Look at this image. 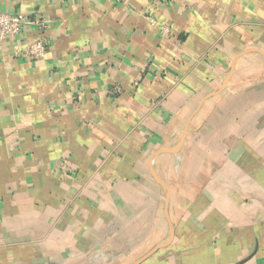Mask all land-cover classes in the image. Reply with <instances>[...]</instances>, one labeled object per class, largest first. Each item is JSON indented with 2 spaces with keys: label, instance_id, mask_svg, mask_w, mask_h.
Instances as JSON below:
<instances>
[{
  "label": "crops",
  "instance_id": "crops-1",
  "mask_svg": "<svg viewBox=\"0 0 264 264\" xmlns=\"http://www.w3.org/2000/svg\"><path fill=\"white\" fill-rule=\"evenodd\" d=\"M0 12V264H264V0Z\"/></svg>",
  "mask_w": 264,
  "mask_h": 264
},
{
  "label": "built area",
  "instance_id": "built-area-1",
  "mask_svg": "<svg viewBox=\"0 0 264 264\" xmlns=\"http://www.w3.org/2000/svg\"><path fill=\"white\" fill-rule=\"evenodd\" d=\"M46 23L47 19L38 16L30 18L23 14L14 15L7 12H0V44H2L7 37L19 34L25 26L34 25L38 29H44ZM46 54L47 46L42 39L27 43L19 52V55L26 56L30 59H43Z\"/></svg>",
  "mask_w": 264,
  "mask_h": 264
},
{
  "label": "water",
  "instance_id": "water-1",
  "mask_svg": "<svg viewBox=\"0 0 264 264\" xmlns=\"http://www.w3.org/2000/svg\"><path fill=\"white\" fill-rule=\"evenodd\" d=\"M259 52L263 53L264 54V51L263 50H260V49H257ZM226 84L223 83L222 86L220 88H222L224 85ZM217 92V91H216ZM216 92H213L211 93L210 95H213L215 94ZM209 95V96H210ZM203 103V101H202ZM201 103V104H202ZM198 108L194 111V113L188 118L186 124H185V127H184V130H183V133H182V136H181V139L178 143V145L176 147H172V148H162L160 150H158L151 158V163H152V160L154 158L155 155L161 153V152H167V151H173V150H178L181 145L183 144V142L185 141V138H186V135L188 133V129H189V126H190V122L192 120V117L193 115L197 112ZM151 172L154 176V178L156 179V181L158 183H160V185H162L164 187V189L167 191V198H166V213H167V216L168 218L170 219L169 217V214H168V205H169V197H170V190H169V187L168 185L155 173L154 169L152 168L151 169ZM169 225H170V237L169 239L164 242V243H161V244H158L156 247H154V249L152 251H150L149 253H147L144 257H142L141 259H139L138 261L134 262L133 264H140L142 261H144L147 257H149L150 255H152L154 252H156L158 249L162 248V247H165L167 246L168 244H170V242L172 241L173 239V236H174V226L173 224L171 223V220H169Z\"/></svg>",
  "mask_w": 264,
  "mask_h": 264
}]
</instances>
